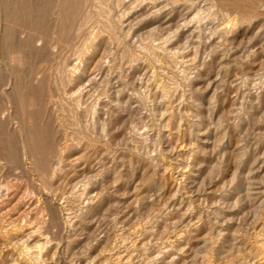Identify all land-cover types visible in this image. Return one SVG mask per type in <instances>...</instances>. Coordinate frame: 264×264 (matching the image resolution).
<instances>
[{
    "label": "rangeland",
    "instance_id": "1",
    "mask_svg": "<svg viewBox=\"0 0 264 264\" xmlns=\"http://www.w3.org/2000/svg\"><path fill=\"white\" fill-rule=\"evenodd\" d=\"M0 1L6 12L12 9L8 6L14 0ZM217 5L222 13L229 10ZM138 9V13L128 16L130 22L138 21L139 17L132 18L139 14ZM1 10L0 31L10 30L14 23L22 24ZM235 13L239 14L230 11L223 21L219 16V23L212 24L215 32L207 30L208 25L205 28L204 20L201 37H183L176 42L174 46L184 41L181 61L164 58L162 64L153 62L146 68L142 63L148 51L136 49L137 63L129 67L122 62L120 68L111 70L113 86L118 73L125 75L124 80L131 75L128 81L134 85L122 98L127 109L110 112L111 119L115 118L112 124L104 114L106 107L101 105L107 102L106 97L86 87L83 101L93 103L100 97L102 103L96 107L94 125L91 119L80 118L78 129L88 119L86 123L91 124H84L91 134L84 130L88 134L84 132V144L80 141L77 145L70 129L64 130L67 132L58 134L68 136L58 145L62 160L55 165L57 173L45 187L38 183L26 161L25 177L17 180L13 177L17 170L12 171L6 179L10 190L0 191V264H23L21 244L25 241L31 246L37 237L29 234L36 229L46 232L44 236L50 242L41 252L43 262L35 264H264V16L239 14L238 21ZM158 17L160 21L150 17L145 24L140 23L141 29L130 30L127 38L123 34L125 41L131 42L138 33L167 18ZM177 19L175 15L172 22ZM14 29L24 30L17 26ZM123 31L127 30H121V34ZM7 48V44L0 47V92L7 91L8 83L16 78L24 81L33 66L37 68L36 77H47L46 90L50 91L44 94L53 96L46 97L47 112H53V117L58 115L57 99L61 96L66 101V97L53 85L55 73L49 65L58 62L59 47L50 48L56 57L50 64L39 57L32 60L33 64L28 59L29 64L25 52ZM69 62L72 65L76 61L72 57ZM151 71L157 85L148 79ZM102 75L99 72L96 81ZM160 87L166 92L163 97ZM6 108L13 111L9 104ZM102 122L106 123L103 131ZM67 143L72 146L65 147ZM0 150V173L4 174L5 153L2 147ZM79 192H89L86 196L90 202L84 195L75 197ZM42 197L49 200L61 224H49Z\"/></svg>",
    "mask_w": 264,
    "mask_h": 264
},
{
    "label": "bare ground",
    "instance_id": "2",
    "mask_svg": "<svg viewBox=\"0 0 264 264\" xmlns=\"http://www.w3.org/2000/svg\"><path fill=\"white\" fill-rule=\"evenodd\" d=\"M217 2L221 7H224V9L227 8L229 10H226L227 12L226 13L223 12L224 13L223 14L221 12L223 10L220 7H218ZM1 3H0V10L3 8V11L2 10L1 11L4 14L5 13L10 14L15 20L22 21V24L14 23V25L10 27V30L0 31L1 34L0 47H3V45L5 47L7 44L8 48L6 50L8 51H12V52L16 51L21 53L25 52V54H27V57H25L26 55H23V57L27 58V61L29 59V61H31L32 64L34 62L32 60L35 59L37 60V57L41 58L42 61H46L48 64H50L52 60L55 62L54 59L56 58L51 54L50 48L52 47V45H57L59 47V52L61 53L58 55L59 56L57 59L58 62L56 61L57 63L55 64V66L49 65V67H51L49 69H52L51 71L55 73L54 74L51 72V74L55 75L53 85H55L58 88V90L56 88L54 89V91L55 90L60 91L59 89L63 90L65 94L63 95L66 97V101H64L65 99L60 96L61 95L60 93H58L60 94L58 95L60 97L56 99L58 105L57 107H59L58 108L59 114L56 113L58 115H54L55 117H53L51 116V114L53 115V112L49 110L50 113L52 112L51 114H49L46 110L49 105V104L47 105L46 97L47 96L53 97L52 94H48L47 96L45 95L47 94L45 93L46 91L47 92L50 91L49 88L50 86L48 87L49 90H46V85L48 82H47V77H45L43 74L42 75L39 74L40 75L39 77L35 76L36 75L35 72L37 68L35 70L32 66V70H30V72L28 70L29 72L28 77L26 76V79L24 81L21 80L23 84H20L21 82H19L17 78L11 82L10 79H8V77L6 76L8 81H10V83H8V85L10 84V88H8L7 91L4 90L3 92L2 90V92H0V145H1L0 147L3 148L5 153V157L3 158L5 162L4 165L6 167L5 168L6 170H4L6 173L4 174L0 173V179H1L0 191L2 190L8 191L9 187L7 183L9 181L6 182V179L9 178L11 174L13 175V173H11L12 171L17 170L16 173L17 175H13V177H16L17 180L19 178L25 177L26 170L28 168L25 167L26 161L30 163L31 168L29 169H31L32 172H34L37 178L39 179L40 182L38 183H40V185L45 187L47 181L48 180L50 181V179L52 180L53 176H55V174L57 173L56 172L57 166L55 165H58L62 160L61 159L62 150L60 151L58 145L62 140L67 139L68 136L65 135L58 137V134L59 133L64 134L65 132L64 130L70 129L69 131L70 135L73 136L75 135L76 138L74 139L75 141H77L76 142L77 145L79 144L80 141L84 144L83 142V139L85 137L84 130H86L87 132L88 130L87 128H89L85 126L86 124H88L86 122L89 119H91L90 120L91 124L92 125L95 124V117H97L96 107L100 106V104L102 103V102L100 103L99 100L100 97H97L95 99V102L93 101V103L84 102L86 100L83 101V91L86 89V87L90 88L91 86L92 89L93 88L95 89L94 91H97L98 95H104L106 97L107 102H103L101 105L103 107H106V110H104V114L107 115V120L109 124H112L115 121L114 117H113L114 119H111L112 113L110 112H112L113 109L114 110L127 109L126 102H124L122 98L124 96V93H126L125 91H127L128 88L130 90L134 89V85L133 83H131L132 81L130 82L128 81V78L131 75H128V78L125 79L127 81H125L124 80L125 75L122 76L121 73H118L115 78L117 79L115 82L116 85L113 86L111 84L110 71L116 67L120 68L121 65L124 63H126L129 67H131L132 64L135 62L137 63L139 59L138 56H136L134 53L136 49L142 50V52L143 50L148 51V52L145 51L146 54L148 53V55L145 57L142 63L146 68L151 67V64L153 62L155 63L160 62L162 64L164 58H166V60L167 58L183 60L184 55L180 51L182 49L181 44L184 41H182V43L179 44L180 46L178 44L174 46V44L180 41L181 38L183 37L186 39L195 36L196 38L201 37L200 30L204 29L203 26L204 24H205V28L209 26L207 30L214 31L215 29L212 28L213 22L216 21L215 25L216 23L218 24L219 22H217L218 21L217 18H219V16L221 18V20L219 21L225 20L226 18L229 17L230 11H236L237 13L242 14L243 16L246 15L247 17H253L256 16V14H262L264 16V0H127V1L125 0H14V3L12 2V5L9 4L8 6V8L12 7V9L9 8L10 10L8 11L9 13L5 11L6 7L4 6V3L3 2ZM138 7L140 8L138 9L139 14H137L136 16L133 15L134 17L132 18L136 19L135 17H139V19L137 18L138 21L136 23H132L133 21L130 22L128 20L130 17L129 15L132 12H135V14L138 13L136 12V8ZM213 8L216 10L212 11ZM259 8H262L263 12H259L260 11ZM239 14H236V18H238L237 19L238 21H239V17H238ZM160 15H166L167 16V18L165 17L166 20L161 19L162 21L159 23V25L157 24L158 26L154 28L150 27L151 29L148 28V31L146 30V32H143V34L138 33L136 38H134V40H132L131 42H128L129 40L125 41V38H127L130 34L129 33L130 30L138 31L141 29L140 23L145 24L146 19L148 20V18L150 17H152L153 19H157L159 18L158 16ZM175 15L178 16V19L175 20V22H172V19ZM245 17H243L244 20L247 18ZM202 21H204L203 25H201ZM191 24L192 26H190ZM14 26L22 27L24 30H15ZM121 30H127V31L125 32L123 31L124 33L121 34ZM227 30L229 31L230 29L227 28ZM137 31H135L134 34H136ZM212 34L215 35V33ZM218 36L217 38H219ZM218 43L220 44V42ZM218 43H215V45H217ZM62 50L66 51V53L68 54L66 55L62 54L63 52ZM72 57H74V60L76 62L74 64L72 63L71 65L70 64L71 62L69 61L70 59H72ZM29 61L28 63L30 64ZM10 68L12 67H9V69ZM94 72H97V74H99V72L102 74L104 73V75H102L100 79L96 81L97 74H94ZM12 73L14 75L15 71L11 72V74ZM21 73L24 74V72ZM148 79L151 81V83L153 82L154 84L157 85L154 72L151 71ZM7 87L8 86H6L5 88L7 89ZM68 87L69 89L66 90V88ZM161 87L159 88V92L163 97L164 93L166 92L164 88ZM146 91L148 92V90ZM156 91L157 90H155V92ZM135 95L136 94L132 96ZM165 95L167 96V94ZM131 98L132 97H130V99ZM160 99L162 100V98ZM51 100L49 101L51 102ZM53 103L56 104L55 101ZM8 104L13 107V111L9 112L7 110L6 107ZM109 104L111 105L108 107ZM53 109L55 110V108ZM165 110L162 112V114H165ZM81 117L82 119L83 117L89 119L86 122L84 121L85 119L84 120L81 119L85 123L82 122L84 128L80 127L79 130L77 127H79V124L81 123L80 121ZM13 124L15 125L14 127L12 126ZM91 124H88V126ZM105 126H106L105 122L100 123V130L103 131L105 129L104 128ZM90 128H92V126ZM131 129L133 130V127ZM87 133L91 135L89 130ZM71 137L72 136H70L69 139L72 140ZM87 137L88 136H86V138ZM14 140H16V142H14ZM72 141L71 143H73ZM84 141H86V139H84ZM88 144L91 145L92 143L90 144L88 142ZM64 145H66V143H64ZM69 145L72 146L71 144H68L65 147H70ZM64 150H67V148H65ZM0 151L2 152V150ZM85 189H87V187ZM88 194L89 192L86 193L85 195L79 192V194L77 195L75 194V197L81 198L84 195L83 198L85 199V201L87 200L89 201L90 198L86 196ZM42 198L43 199L41 200V202L45 203V205L47 206L49 224L58 225L57 223L59 221L56 219L57 216L54 215L55 212L54 213L52 212V209L54 208L50 209L49 200H47L44 197ZM81 214L82 213H80V215ZM63 219L65 220V218ZM59 220L63 221L60 218ZM68 222H70L69 219ZM45 233L38 231V229H36L35 231L33 230V232L29 234V236H36L37 237L36 241H34L31 246H28V244H26L25 241L24 244H21V246L24 245V247L22 246L24 250L23 252L20 250L22 253L19 252V255L20 253L22 254L23 259L25 260L24 263L27 262L28 264H35L43 260V258L40 256L42 254L41 252L42 250H44V248H46L45 246L50 242L49 237L47 238V235L44 236ZM56 248L57 247H55V249ZM22 260L20 258V261ZM45 260L46 259H44V261Z\"/></svg>",
    "mask_w": 264,
    "mask_h": 264
}]
</instances>
